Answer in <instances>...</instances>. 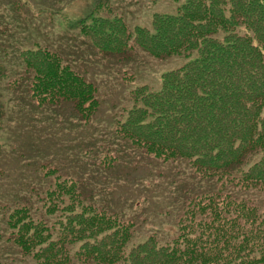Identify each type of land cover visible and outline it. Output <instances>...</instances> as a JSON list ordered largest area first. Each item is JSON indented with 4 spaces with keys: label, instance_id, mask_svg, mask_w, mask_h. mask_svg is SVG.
I'll list each match as a JSON object with an SVG mask.
<instances>
[{
    "label": "trees",
    "instance_id": "obj_1",
    "mask_svg": "<svg viewBox=\"0 0 264 264\" xmlns=\"http://www.w3.org/2000/svg\"><path fill=\"white\" fill-rule=\"evenodd\" d=\"M92 20L78 22L81 35L119 63L135 50L131 42L157 59L189 61L162 74L159 91L132 90L124 120L113 119L107 132L94 127L90 140L78 143L81 155L60 139V128L43 130L42 143L24 142L31 131L6 121L0 91V158L7 146L28 167L31 157L44 156L26 193L15 198L35 197V209L17 207L6 223L13 244L36 264H264V0H183L176 14H154L151 29L133 33L122 17ZM60 55L43 47L18 55L32 75L30 97L45 113L70 104L92 126L104 83L89 81ZM55 150H65L63 160ZM131 155L186 166L176 167L179 178L165 188L175 205L163 215L171 239L154 232L126 253L137 224L118 215L116 204L125 199L105 186ZM197 182L218 189L194 190ZM133 199L141 211L160 201L159 194Z\"/></svg>",
    "mask_w": 264,
    "mask_h": 264
},
{
    "label": "rangeland",
    "instance_id": "obj_2",
    "mask_svg": "<svg viewBox=\"0 0 264 264\" xmlns=\"http://www.w3.org/2000/svg\"><path fill=\"white\" fill-rule=\"evenodd\" d=\"M182 1L0 0V72L4 70L5 75L0 74V91L7 104L6 121L11 122L10 124L14 121L21 128L30 130L23 141L30 142L32 139L34 144L42 143L41 135L49 132L43 130L54 131L60 128V139L67 145L70 143L76 146L72 147V150L79 155L84 154L85 150L78 152V143L82 144L84 140L87 143V139L90 140L93 136L94 127L107 132L115 119L124 120L132 105L130 95L132 90L145 85L151 91H159L161 75L183 66L189 59L182 55L157 59L131 42L130 47H134L135 50L119 63L114 56L98 53L94 47L91 49L90 42L81 35L78 22L84 18L91 24L94 17L107 19L122 17L129 27L127 29L133 33L136 26L151 29L154 14H176ZM97 8L102 10L94 11ZM110 10L112 14H108ZM37 47L48 48L59 55L61 53L64 56L63 62L72 65L78 73L86 75L89 81L93 78L92 82L104 83L100 89L98 87L103 98L99 112L93 116L92 126L85 124L81 118H76L70 104L61 106L57 103L61 109L54 108L50 113H45V108L38 107L31 99L28 88L32 75L27 73L18 55ZM42 149L52 148L44 145ZM69 149L70 147L67 146L66 151ZM3 151L6 158H0V264H36L31 256L24 257L13 244L12 230L8 229L6 223L17 207L26 206L29 210L35 209V197H25L24 201L18 200L17 203L15 198L23 197L26 193V188L33 177L30 172L37 167L36 164L44 163V156L40 154L35 158L31 157V164L28 167L26 158H16L8 146ZM64 151L55 150L54 155L63 160ZM16 152L24 155L20 148ZM131 156V161L121 160V169L110 174L105 186V189L115 190L125 199L118 200L116 204L117 209L121 210L118 215L135 220L137 224L134 235L125 248L126 253L154 232L163 241L171 239L172 233H168V222L163 215L174 209L175 205L171 203L172 199L169 193L165 192V188L168 185L172 186L174 180L179 178L176 175V167L183 170L186 166L185 163L183 168L178 166L183 163L181 161L173 162V165L156 162L147 164V158L141 155ZM66 160L71 162L70 158ZM77 161L78 166L85 167L84 162ZM157 165L158 178L153 170ZM134 180L138 182L135 184ZM140 180L145 181L139 184ZM124 181L133 186L123 187ZM195 188L199 191L217 190L218 185L197 182L194 184V190ZM155 194H159V202L150 201L146 210H138L135 206L136 199L133 197L149 198ZM124 201H127L126 204H123ZM38 217L40 216L34 215V219Z\"/></svg>",
    "mask_w": 264,
    "mask_h": 264
}]
</instances>
